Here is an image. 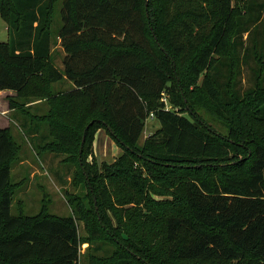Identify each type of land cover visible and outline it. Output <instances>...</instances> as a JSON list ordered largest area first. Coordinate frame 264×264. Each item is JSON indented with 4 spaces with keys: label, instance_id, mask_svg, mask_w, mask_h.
<instances>
[{
    "label": "trees",
    "instance_id": "obj_1",
    "mask_svg": "<svg viewBox=\"0 0 264 264\" xmlns=\"http://www.w3.org/2000/svg\"><path fill=\"white\" fill-rule=\"evenodd\" d=\"M263 11L264 0H0V90L16 92L15 113L44 99L32 123L47 133L26 131L43 149L76 146L83 182L66 193L69 216L45 203L10 214L18 144L0 127V264H264V43L250 48L253 86H239L244 35L264 25ZM148 119L158 126L141 139ZM100 129L121 149L110 161L93 151ZM200 169L226 173L192 174Z\"/></svg>",
    "mask_w": 264,
    "mask_h": 264
},
{
    "label": "rangeland",
    "instance_id": "obj_2",
    "mask_svg": "<svg viewBox=\"0 0 264 264\" xmlns=\"http://www.w3.org/2000/svg\"><path fill=\"white\" fill-rule=\"evenodd\" d=\"M233 3L242 4L243 0H232ZM59 8L56 13H58ZM264 14V11H263ZM58 25L59 18L57 14L55 15ZM55 19V20H56ZM257 23V30H251L250 33L244 35L245 46L248 51V59L245 64L242 65V72L240 75V88L247 89L252 87L254 84V71H255V62L253 56L249 55L252 42L256 41L258 45V51L262 48L263 45V35H264V25ZM252 28L253 26H249ZM255 37V39H254ZM7 39V31L5 22L0 16V41H5ZM252 54V53H251ZM60 52L57 51L53 54V64H55L59 70H61V60ZM60 64V65H59ZM254 69V70H252ZM264 75V72H263ZM264 78V76H263ZM264 84V79H263ZM67 89L70 87L69 82H60L53 84L54 90ZM2 98V97H0ZM167 107H170L169 104H166ZM48 104L43 102L38 106H31L27 111L22 110V113L18 111L13 114L14 119L10 120V123L6 121L8 119L7 114L3 113L1 108V99H0V126L9 125V131L13 138L18 144V150L16 156L11 162L10 169V179L12 182L19 183V187L15 189L11 204H10V214L19 215H33L37 213L42 203L47 205V211L59 216H69L72 214V208L66 200V193L76 194L82 188V181L79 176V168L77 165V148L73 147L71 153L68 151H50L44 148L47 146V141L40 143V138L38 137L39 133H42L44 130L47 133L48 129L45 128V122H39L37 129L36 125L32 123V120H35L32 117L41 116L44 113H47ZM197 109L201 116L207 120L211 126L219 130L221 133L227 132V127L225 121L220 118V116H215L210 114V112L204 108V106H197ZM10 112L9 117L12 116ZM222 119V120H221ZM222 123V124H221ZM158 126V122L154 119H148L146 121V128L142 135V138L149 134L154 128ZM35 129L39 133H36V137H33L31 133H27V129ZM103 134L99 138L93 148L95 155L98 160H112V158L121 153V149L115 143V148H113L111 138L107 136V142ZM50 140V138H49ZM48 140V141H49ZM113 141V140H112ZM39 143V144H38ZM40 146H42L40 148ZM112 147V148H111ZM37 149L39 152H37ZM245 152H240L238 157L245 156ZM226 172L219 170H205L200 169L195 171L192 174L198 176H214L219 177L220 175H225ZM79 234L85 237V231L82 227L81 222H77ZM88 247V242L83 241L80 244L81 253L86 251ZM89 252V250H88ZM86 264V256H82V263ZM182 264H208L207 262H196V261H184Z\"/></svg>",
    "mask_w": 264,
    "mask_h": 264
},
{
    "label": "crops",
    "instance_id": "obj_3",
    "mask_svg": "<svg viewBox=\"0 0 264 264\" xmlns=\"http://www.w3.org/2000/svg\"><path fill=\"white\" fill-rule=\"evenodd\" d=\"M6 31H7V29H6ZM57 51L58 52H60V60H61V68H62V58H63V56L65 55V51L63 50V48L60 46V42H59V39L58 40H56L53 44H52V46H51V55H52V59H53V54L56 52L57 53ZM54 60V59H53ZM55 65V64H54ZM60 65V64H59ZM56 66V65H55ZM57 67V66H56ZM58 68V67H57ZM63 82H65V81H63ZM66 82H69V84H70V87L69 88H67V89H65V90H68V89H70L71 88V86H72V82H70V81H68V80H66ZM53 84H55V83H53ZM53 84L51 85V88L53 89V92L54 93H57V92H60V91H63L64 89H61L63 86H61V87H59V89H57V90H54V88H53ZM16 95V92L15 91H13V90H0V97H2V98H0L1 99V108H2V110H3V113L4 114H7V116H8V119L6 118V121L8 122V123H10V120L12 119H14L13 117H14V115L13 114H15V112L17 111V108L16 107H10L9 106V101H8V97H14ZM44 102V99H36V100H32V101H29V102H26L25 103V107H31V106H38V105H40V104H42ZM12 113L11 115L12 116H10L9 117V113ZM8 123H7V125H4V126H0V127H9V125H8ZM146 126V125H145ZM146 128V127H145ZM145 130V129H144ZM143 133H144V131H143ZM105 135L106 137H105V139H104V141L107 139V136H109L103 129H100V130H98L97 132H96V134H95V139H94V142H93V148L95 147V144H96V142H97V140L99 139V138H101L102 137V135ZM35 135V134H34ZM147 135V134H146ZM144 136V135H143ZM110 137V136H109ZM111 138V137H110ZM144 138V137H143ZM106 142H107V140H106ZM108 143H112L113 144V148H115L114 146H115V144H114V141H112L111 140V142H109L108 141ZM112 148V147H111ZM95 154V153H94ZM96 156V155H95ZM96 158H97V156H96ZM107 161H110V160H107ZM81 251V250H80Z\"/></svg>",
    "mask_w": 264,
    "mask_h": 264
},
{
    "label": "water",
    "instance_id": "obj_4",
    "mask_svg": "<svg viewBox=\"0 0 264 264\" xmlns=\"http://www.w3.org/2000/svg\"><path fill=\"white\" fill-rule=\"evenodd\" d=\"M87 127V126H86ZM85 134L83 133L82 138H81V144L84 142ZM81 147V146H80Z\"/></svg>",
    "mask_w": 264,
    "mask_h": 264
}]
</instances>
